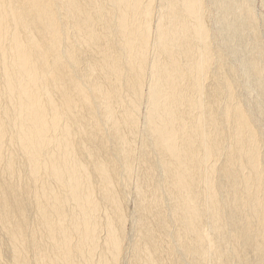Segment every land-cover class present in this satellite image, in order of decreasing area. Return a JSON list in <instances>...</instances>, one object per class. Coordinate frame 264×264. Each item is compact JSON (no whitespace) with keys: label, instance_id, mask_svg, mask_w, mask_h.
<instances>
[{"label":"bare ground","instance_id":"obj_1","mask_svg":"<svg viewBox=\"0 0 264 264\" xmlns=\"http://www.w3.org/2000/svg\"><path fill=\"white\" fill-rule=\"evenodd\" d=\"M0 264H264V0H0Z\"/></svg>","mask_w":264,"mask_h":264}]
</instances>
